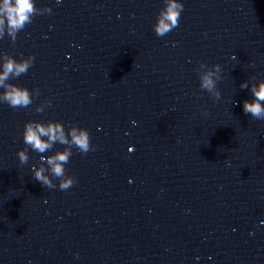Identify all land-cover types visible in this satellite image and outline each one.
<instances>
[{
	"label": "water",
	"instance_id": "1",
	"mask_svg": "<svg viewBox=\"0 0 264 264\" xmlns=\"http://www.w3.org/2000/svg\"><path fill=\"white\" fill-rule=\"evenodd\" d=\"M179 2L160 37L164 0H35L0 39V64L34 57L6 83L40 93L0 103V264H264V120L243 111L264 80V0ZM216 64L219 100L199 86ZM28 121L88 130L69 189L40 159L67 146L27 149Z\"/></svg>",
	"mask_w": 264,
	"mask_h": 264
},
{
	"label": "clouds",
	"instance_id": "2",
	"mask_svg": "<svg viewBox=\"0 0 264 264\" xmlns=\"http://www.w3.org/2000/svg\"><path fill=\"white\" fill-rule=\"evenodd\" d=\"M60 3V0H57ZM184 5L179 0H164V7L160 9L157 15V21L153 25L155 34L163 37L174 28L179 26L181 12ZM51 13L52 10L48 9ZM39 15L35 5V0H0V39L7 34L15 42L17 34L22 31L27 24L32 22V18ZM235 58V57H233ZM34 63V57L29 56L26 59L17 61L12 57H4L3 63L0 64V103H6L13 109L28 108L33 103V96H38L39 89L32 92L26 87L17 86L14 83H6L10 77H20L27 73ZM203 68L204 64L201 63ZM215 71H207L200 75V88L206 90L215 100H219L220 91L217 88V81L220 77L217 73L220 71V65L213 66ZM248 83L241 84V88H247ZM253 99L243 102V111L250 114L253 118L264 120V80H260L258 85L253 84L251 88ZM51 101H47V106ZM36 112H43L44 106H37ZM207 113H205L206 115ZM70 136V139L68 138ZM23 142L26 148L37 153H45L53 144L59 143L67 146L65 150L58 151L54 156H40L41 161L49 166L51 176L59 180L61 190L69 189L75 180L72 176L66 175L65 165L72 156V148L75 146L79 152L86 154L93 149L90 143V135L87 129L71 127L66 136L65 128L60 122H48L46 125L40 122L28 121L24 125ZM18 158L21 164H26L29 156L25 149L19 150ZM31 171L34 178L47 188H55L57 185L53 180L45 175L46 169L33 167Z\"/></svg>",
	"mask_w": 264,
	"mask_h": 264
}]
</instances>
